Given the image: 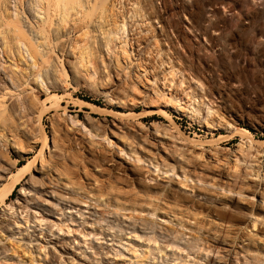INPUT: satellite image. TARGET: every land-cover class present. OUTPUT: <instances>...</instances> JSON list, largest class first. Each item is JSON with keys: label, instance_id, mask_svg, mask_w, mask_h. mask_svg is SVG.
Returning <instances> with one entry per match:
<instances>
[{"label": "rangeland", "instance_id": "374dc122", "mask_svg": "<svg viewBox=\"0 0 264 264\" xmlns=\"http://www.w3.org/2000/svg\"><path fill=\"white\" fill-rule=\"evenodd\" d=\"M90 2L97 5L96 13L82 21L84 26L82 22L70 23L63 30H71V44L79 40L74 43L76 50L62 56L57 50L60 47H54L48 56L55 67L49 71L42 66L48 74L39 66V70L29 69L23 60L20 62L19 53L0 51V97L8 89L16 91L10 78L19 84L18 93L4 98L7 109L0 118V167L18 163L1 183L0 190L5 185H18L6 200L10 207L0 202V214L11 212L10 217L16 216V220L23 217L14 206L19 201V190L30 176H41L33 169L41 168L44 157L42 181L54 178L70 184V188L80 187L84 196L94 200L92 210L98 212L97 227L93 229L97 238H85L84 229L89 225L79 218H50L57 223L53 233L58 234L59 227L65 229L57 235L58 239L74 246L72 256L77 264H189L190 243L208 240L209 207L215 216L214 233L224 232V246L237 241L248 243L252 236L256 245L258 240L264 242V223L253 229L260 234L253 235L241 217L253 213L263 219L264 204L257 197L243 198L236 193L243 187L251 195L264 176V0ZM104 8L111 9L114 16L102 18ZM89 23L90 28L85 27ZM77 26L88 28L87 34L84 35L86 29L79 31L81 27ZM204 28L211 29L208 36ZM2 36L1 47L6 42ZM74 66L79 71L76 77ZM42 72L49 81L43 79L44 88L41 79L36 78ZM174 96L183 106L190 102L198 106L205 118L190 117L185 109L177 111V106L170 103ZM115 98L125 99L132 103L131 107H119ZM76 100L92 103L106 112L90 113ZM207 106L212 107L211 114ZM113 113H120L122 123L131 124L130 129H124ZM73 117L78 122H73ZM218 120L223 123L221 128L205 126V122ZM231 126L240 132L248 130L262 156L245 154L240 162H228L226 154H235L242 139H249L239 131H230ZM139 128L143 131L141 136L136 131ZM155 128L160 130L159 138L151 136ZM167 129L186 139L187 145L180 148L185 147L188 163H182V167L195 181L185 182L180 166H176L178 174L165 173L168 165H176L165 154L169 152L167 147L179 149V144L173 146L161 139ZM120 136L134 146L132 156L119 151ZM145 136L147 141L156 140L165 151L150 149ZM200 147L218 149L211 154L215 160L226 161L224 172L234 180L235 193L215 188L212 194L205 184L196 181H204V166L215 163L208 154L199 156ZM137 158L142 160L136 162ZM258 164L262 168L256 173ZM22 166H26L24 171L20 170ZM31 212L30 219L34 212L38 213ZM141 224L152 233L140 230ZM33 225L36 224L31 222L30 235ZM51 226L42 223L44 230ZM159 231L165 234L160 235ZM14 243L0 224V249H10ZM40 243L43 245L30 248V261L26 264H66V258L60 259V248L52 244L53 248H45L49 246ZM6 263L22 264L16 259Z\"/></svg>", "mask_w": 264, "mask_h": 264}, {"label": "bare ground", "instance_id": "6f19581e", "mask_svg": "<svg viewBox=\"0 0 264 264\" xmlns=\"http://www.w3.org/2000/svg\"><path fill=\"white\" fill-rule=\"evenodd\" d=\"M106 2L107 0H103V3H106ZM96 8H97V5H92L90 0H0V27L4 28L2 30L0 28V35H3V36L5 35L4 37L2 36V39L4 38L3 41L6 40V42L2 43L3 47L0 46V51L1 49L2 50L5 49V52L9 50L12 52L13 51L16 52L17 53V54L15 53L16 55L20 54V62L23 60V62H25V64L29 66L28 67L29 69L31 68L38 69V66L40 67L39 69L45 68L44 69V71L46 70L45 73L42 72V74H40L41 73L40 72L36 75L37 79L38 78L41 79V81L40 80L39 81L42 83L41 87L44 88L45 82H49L46 80L47 78L44 77V76L47 77L48 75H44V74H48L49 72L47 71L48 69H46V67L43 68L42 66H47V68H49V71L50 69H53V67H55L54 63L50 62L49 60V57H51V56H48L50 55L49 53H51L50 51H54V47L55 49H57L56 46L58 45L60 48L57 50L61 51L62 56L64 54L72 55L73 53L71 51L76 48V44L79 41V40H77V42L75 41L76 44H74L75 42L71 44V42H69L70 40L68 41V36H70L69 33H71V30L69 29L70 31L69 33L68 31L66 33H63L64 28H66V26H68V24L70 23L77 24L79 22L81 23L83 20L86 21V19H89V17L93 15V13H96L95 12ZM102 12H104V14L101 15L102 18L104 16H106V18H110V17L112 18L114 16L111 9L110 10L105 9ZM90 24L91 23H89V26H85V27L90 28ZM82 25L84 26L83 22H82ZM72 27L73 29H76V27L75 28L74 26ZM78 27L79 26H77V29ZM82 28L83 27H81L79 31H82V30H84L83 32H85L86 30L87 31L85 32V34L84 33H80V34L86 35L89 29L85 28L86 29L85 30ZM125 28H126L125 25L121 26V31H123V33L126 31ZM210 32H211V29H205V33L204 32L203 33L206 36H208ZM123 33H122V37H123ZM66 37L67 39H65ZM122 37H119L118 40H121ZM0 45H1V42H0ZM108 45L109 43L107 42L106 46L108 47ZM30 60L32 61V63L30 62ZM76 67L75 66L73 67L75 70L74 72L76 73L75 77L78 76L77 73H79V71L77 70L78 68L76 69ZM50 73L53 76L55 75L52 70ZM21 74L22 73H20V76ZM13 75H16V73ZM147 75H148V72H147ZM90 77H92V75ZM44 78L46 80L45 82L43 80ZM173 78L174 77H172V80ZM10 79L13 84V88L16 91L14 92L8 89L5 93L1 95L0 97V118L1 119L3 117L2 113H4L7 109L4 98L7 95L18 93L17 89H18L19 84H17L13 80V77ZM18 82H21V81H18ZM115 99L118 100L117 101L118 106L124 109L128 108L132 104V103L129 104V102L126 101L125 99H117V98ZM76 103L79 104V106H81L82 108L89 109L90 113L106 112L105 109L98 107L97 105H94L92 103H87V102L84 103V101L82 102L81 100H76ZM170 103H173L174 105H176L177 106L176 110L179 112H182V110L185 109L186 112L190 115V117L195 116L196 118L198 117V119L205 118L204 116H202L203 114H201L200 110L197 108L198 106L195 107L191 102L190 104H185L187 107L183 106L184 104L177 97L174 96L170 100ZM207 111L209 112V114H211L210 111H212V107H208ZM162 112L165 113V111H162ZM113 115L116 121L122 123L121 119L123 118L121 117L120 113H113ZM221 120L222 122H225V120L223 119ZM73 122H78V121H76V119L73 117ZM222 122L220 120H218L217 123H215V121L214 122L210 121L207 123L205 122V126L211 129L212 128L214 129L216 126H218V128L219 127L221 128L223 124ZM122 125L124 129L126 130L130 129L129 127L131 126V124L129 123H122ZM228 126L229 125L227 124V127ZM229 128H231L230 131L232 132L239 131V129L234 126H231ZM240 130H242V132L240 131L239 132L249 137V139H245V140L244 138L242 139L235 154H226V158L228 162L230 161L233 163L240 162L241 157L245 156V154L251 157H254V155L256 154V158H258V154H261L259 155V157L262 156V153H263L262 150L257 148L256 145L252 142L251 133L246 129H240ZM136 131L137 133H140L138 134L140 136L143 134V131L141 130V128L137 129ZM154 131L155 132L153 133L151 132V136L153 135L154 138L156 137L159 138V134H160L159 128L157 129L155 128ZM95 135L105 137L104 135L106 134L104 133L103 135H100L99 133H96ZM141 138L140 139L142 141L144 140L147 141L146 139L147 136L144 137V140H143V137ZM161 139L167 142L168 141L171 142L173 146H174L173 143L179 144L178 145L179 149H176L175 147H172V148L167 147L169 152H166L165 151L166 148H164L161 144L160 146L156 140L153 139L154 141L152 140L147 141L150 149L155 150V151H160L161 149H163V151H165V154H167L176 163V165L174 166L165 165V167L166 166L168 167L165 173L174 172L175 174H178L176 172L177 170L176 166L178 167L180 166L181 176L184 178L185 182L188 183V181H193V180L195 181L192 175L190 176V172H187L184 169V167H182V163H188L187 161L188 159L185 157V154L183 153L186 150L185 147H184L185 150L181 149L183 148L182 146L180 148V145H183L184 143L187 142L186 139L184 140L180 138L178 135H174V133L171 132L170 129H167V132L164 133V138H161ZM117 140L122 146L121 148L117 146L120 152L126 151V154L130 156L134 154V148H133L134 146L125 137L120 136L119 138H117ZM180 140H183V142L182 141L179 142ZM202 149L200 147L201 153L199 156H205L206 154H208L209 157L211 156L210 158L213 157L211 153L212 152L214 153V150L218 151V149L216 148L206 149L205 147V149L204 148ZM41 157H43V154ZM213 158H214L215 163H213L212 161V164H209L207 166L203 165L204 168H206V173H207L205 180L202 181L201 179L198 178L196 181L205 184L207 186V190L212 194H214L213 192L215 188L219 189L218 191H223V192L226 191V193L228 192L235 193V190L233 189V185H232L234 180L230 178L228 173L224 172L223 166H225L224 163L226 161L224 162L219 159L215 160V157ZM136 160H137L136 162H139L142 159L137 158ZM33 161L35 160L33 159ZM14 164L16 165L18 163H14ZM14 164L9 165V166L0 167V187L2 186L1 183H3L5 179L11 176L12 169L15 166ZM45 164H46V160L43 157V159L41 160V168L33 169L37 173H39L41 176L39 177L30 176L29 180L25 183V186L19 190V201L15 202V205L14 203L12 204L16 206V209L21 211L20 212L21 215L20 213H18V215L22 216L23 214V217L21 218L18 217L19 219L16 220L15 219L16 216L15 217L14 215L12 216L14 217V219L10 217L11 212H8V213L3 212L0 214L1 228L3 229L4 232L9 234L12 240L15 241V243L11 245L10 249L6 247H2L0 249V264H7L6 262L10 260H14V259H16L18 262L22 264L28 263L30 261V248L32 246H36V245L38 246V244L43 245L42 243H40V241L46 243V245L49 246L45 248H53L54 246H50L51 244L60 248L63 251V254L60 259L66 258V261H67L66 264H77L76 260L72 256V253H74V246H72V244H70L66 240L65 241L62 240L63 238L60 240L58 239L60 236H57V235L60 234L61 232H64L65 229L62 227H59L58 234L53 233V227L56 226L57 223L55 221L50 220V218L57 219V220H60L58 219V217L60 216L61 217L65 216L67 219H72V220H74V218H79V220L81 221L83 220L84 222L86 221V224L89 225L88 228L84 229L85 231H87V233L86 232L84 233L85 238H88V237L97 238L98 237V233H95L93 230L95 227H97V222H96L95 217L98 216L96 214L98 212L92 210L93 209L92 202L94 200L89 196H84L80 191L81 190L80 187L79 189H75L74 188L75 186L70 188L69 186L70 184L68 183L65 184L63 182H60L57 179H54V178L47 179L48 181L44 183L42 179L44 178L43 171H44V168L46 167ZM155 167L156 169L160 168L159 166H155ZM25 168L26 166H22L20 170L24 171ZM260 168H262V166L258 164V170L256 173L260 172ZM24 175L25 174H23L22 176ZM263 179H264V176L262 177V184H260L261 182H259V184L256 185V187L254 188V192L251 195L247 190L243 189V187H240L239 190L236 191V193L243 198L247 196L257 197L259 198L260 204H264ZM224 181L225 182L228 181V183H225ZM16 185H18V183H14L9 186L5 185V187L0 190V200H1L0 202H3L4 205L7 204L6 200L12 194ZM226 193H223L225 197L227 195ZM81 198H85L87 201H84ZM209 203L210 205H212L213 202L211 199ZM6 207H10V205L9 206L6 205ZM209 209L210 210L208 211V214H207L210 220V224L208 227L209 229L208 240L202 243L198 241H193L192 243H190V255L187 256V259L191 260L189 264H213V259H216L215 264H264V242L262 240H258L257 242L259 245H256V240H254L253 239L254 236H252L251 239H249L248 243H245V241H237V243L233 242L231 246H224L226 243L225 242L226 240H223L224 232L222 233L221 231L220 232L216 231V233H214L215 228H213V225L215 224V216H214L212 208L209 207ZM31 211H37L38 213L42 214V216H39L40 214L34 212L35 216L32 219H30ZM24 215H26V217ZM241 217H242L243 222L247 224L246 229L248 228L252 229L251 233L253 235L258 236L260 233L258 231L253 232V229H257V227L260 228L261 224L264 223V218L262 219L260 217H254L253 213L244 214ZM31 222H33L36 225H33L34 230L32 231L33 233L30 235V223ZM43 222H46L47 224L52 225L51 227H47L45 229V230H48L46 233H45V230L42 229ZM66 222L67 221H64V224H66ZM240 222L241 221H239V223ZM86 224L84 223V225ZM139 228L145 234L152 233L150 228H147V226L144 224H141ZM68 230H70V227H68ZM88 230H91V231H88ZM159 233L160 235L165 234L162 231H159ZM260 244L262 246H260ZM224 247H227V248H224Z\"/></svg>", "mask_w": 264, "mask_h": 264}]
</instances>
